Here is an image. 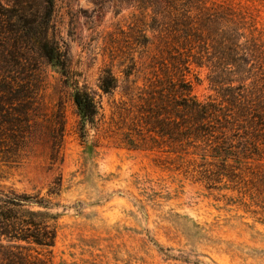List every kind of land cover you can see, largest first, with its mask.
Segmentation results:
<instances>
[{
  "label": "rangeland",
  "instance_id": "1",
  "mask_svg": "<svg viewBox=\"0 0 264 264\" xmlns=\"http://www.w3.org/2000/svg\"><path fill=\"white\" fill-rule=\"evenodd\" d=\"M20 1L40 21L42 0ZM203 1L244 13L264 31V0ZM14 2L0 0L2 6ZM169 12L165 0L54 1L47 34L66 56L68 77L35 57L46 87L47 115L58 104L63 110L60 157L51 163L48 144L39 143L19 165L0 164V186L12 191L11 201L44 196L61 180L53 200V212L59 213L54 246L50 253L32 247V255L36 251L52 264H264L259 183L246 185L245 192L231 186L207 188L174 171L164 155L119 145L123 73L132 72L142 89L145 78L158 70L154 63L171 44ZM105 69L119 82L112 95L98 88ZM191 74L192 80L199 78L193 81L195 96L215 95L205 68L192 66ZM74 83L87 87L99 103L85 139L79 138L71 101ZM11 207L21 208L20 203Z\"/></svg>",
  "mask_w": 264,
  "mask_h": 264
},
{
  "label": "trees",
  "instance_id": "2",
  "mask_svg": "<svg viewBox=\"0 0 264 264\" xmlns=\"http://www.w3.org/2000/svg\"><path fill=\"white\" fill-rule=\"evenodd\" d=\"M14 1L0 4V164L19 165L39 143L48 144L54 163L65 120L59 104L47 115L46 87L35 56L68 77L66 56L47 34L55 0H42L40 21L20 0ZM165 2L170 48L156 60L158 70L145 78L142 89L132 72L123 73L119 145L164 155L174 171L207 188L231 186L245 192L246 185L256 182L262 186L256 191L264 196V31L246 14L203 0ZM192 66L207 70L214 96L201 100L193 94V81L199 78L191 79ZM118 83L105 69L98 88L112 95ZM70 87L78 135L85 139L99 103L87 87ZM60 183L57 178L44 196L24 195L21 201H11L12 191L0 186V264H52L31 250L50 253L54 246L59 213L53 212V200ZM19 203V210L12 209Z\"/></svg>",
  "mask_w": 264,
  "mask_h": 264
}]
</instances>
